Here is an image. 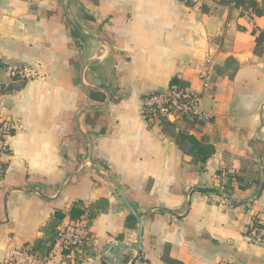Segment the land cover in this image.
<instances>
[{"label": "crops", "instance_id": "crops-1", "mask_svg": "<svg viewBox=\"0 0 264 264\" xmlns=\"http://www.w3.org/2000/svg\"><path fill=\"white\" fill-rule=\"evenodd\" d=\"M256 2L262 15L251 25L217 0H0V116L11 126L0 160V264L68 229L83 243L65 255L57 236L50 264H109L106 246L136 244L138 224L127 222L112 181L143 219L141 252L111 248L114 264H264V245L247 235L264 226ZM174 80L202 94L207 119L172 136L141 108ZM180 133L212 145V157L196 161L189 143H176ZM76 202L86 214L74 222ZM56 211L66 218L50 228Z\"/></svg>", "mask_w": 264, "mask_h": 264}, {"label": "built area", "instance_id": "built-area-1", "mask_svg": "<svg viewBox=\"0 0 264 264\" xmlns=\"http://www.w3.org/2000/svg\"><path fill=\"white\" fill-rule=\"evenodd\" d=\"M205 0H186L189 6H200ZM242 18L249 24H253L251 11L238 8ZM210 61L208 60V64ZM8 72L13 78L27 79L26 68L9 66ZM209 72L202 74L204 90L209 87ZM202 94L185 86H170L161 92L146 94L142 100L141 114L144 120L152 128L172 125L177 129L186 123H198L207 119L201 107ZM11 134V126L8 121L0 116V160L9 154L8 138ZM248 238L254 244L264 245V226H254L248 231ZM59 242L63 250H76L83 243L82 236L73 229L64 230L59 234ZM17 249L12 254V259L6 264H50L49 261L37 254ZM219 264H233L231 261H222Z\"/></svg>", "mask_w": 264, "mask_h": 264}, {"label": "trees", "instance_id": "trees-1", "mask_svg": "<svg viewBox=\"0 0 264 264\" xmlns=\"http://www.w3.org/2000/svg\"><path fill=\"white\" fill-rule=\"evenodd\" d=\"M222 5H230L233 4L237 8H244L245 10L251 11V13H254L256 16H261L262 11L260 10L258 3L256 0H217ZM255 33V32H254ZM257 35V34H256ZM256 43L258 47H263L264 49V32H261L259 35L256 36ZM183 86L179 84L178 80H174L171 83V86ZM172 125H164L163 130L165 134H172L174 135V129ZM176 143L178 145H182L183 143L187 142L191 145V149L189 150V154L192 155L196 161L200 162H206L212 155L214 154V147L212 145H207L199 142L196 138L193 136H190L188 134L180 133L176 137ZM211 192V191H210ZM86 214V210L84 208V204L82 202H76L69 213V218L71 221L77 222L80 221ZM96 216V214L91 215V219H93ZM66 218V215L63 214L60 211H56L53 215L51 227L54 228L57 227L64 219ZM135 218L130 215L127 219L128 223L135 222ZM256 226V225H254ZM253 226V227H254ZM58 235H55L53 237H47V239H41L36 241L35 245L31 250H29L30 253H34L37 255H40L44 258L49 257L50 253L52 252L55 244L56 239ZM65 255H68L71 252V249L64 250Z\"/></svg>", "mask_w": 264, "mask_h": 264}, {"label": "water", "instance_id": "water-1", "mask_svg": "<svg viewBox=\"0 0 264 264\" xmlns=\"http://www.w3.org/2000/svg\"><path fill=\"white\" fill-rule=\"evenodd\" d=\"M108 180L109 181H112L110 179H108ZM112 182L114 183V185L116 187V192L120 196V198L123 201L124 205L127 207V209L129 210L130 214L132 216H134V218L136 219V222L138 224V237H137V243L134 244V245H132V244L113 243V244H109L108 246H106L104 248L103 254L109 260V264H114V260L107 253L108 250H110L111 248H114V247H119V248H126V249H134L138 253H140L141 250H142V236H143V219H142V216L140 214H138V212L135 210V208L131 205V203L125 197V195L120 190V188H118V185L114 181H112Z\"/></svg>", "mask_w": 264, "mask_h": 264}, {"label": "rangeland", "instance_id": "rangeland-1", "mask_svg": "<svg viewBox=\"0 0 264 264\" xmlns=\"http://www.w3.org/2000/svg\"><path fill=\"white\" fill-rule=\"evenodd\" d=\"M27 249H24V251H26Z\"/></svg>", "mask_w": 264, "mask_h": 264}]
</instances>
